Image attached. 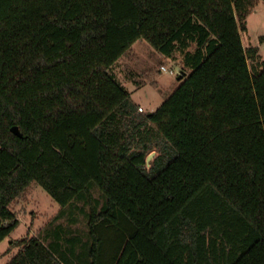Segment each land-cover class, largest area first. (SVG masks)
I'll return each instance as SVG.
<instances>
[{
  "label": "trees",
  "instance_id": "16d2710c",
  "mask_svg": "<svg viewBox=\"0 0 264 264\" xmlns=\"http://www.w3.org/2000/svg\"><path fill=\"white\" fill-rule=\"evenodd\" d=\"M258 1L0 0V242L31 184L89 205L84 241L25 235L6 264H264ZM139 40L181 63L144 113L113 72Z\"/></svg>",
  "mask_w": 264,
  "mask_h": 264
},
{
  "label": "rangeland",
  "instance_id": "374dc122",
  "mask_svg": "<svg viewBox=\"0 0 264 264\" xmlns=\"http://www.w3.org/2000/svg\"><path fill=\"white\" fill-rule=\"evenodd\" d=\"M245 26L246 30L241 32L243 47H259L258 55L264 59L263 0H259L249 12ZM175 55L177 58L166 57L148 42L139 40L113 67L116 77L130 93L131 100L138 107H142L141 112L152 111L182 81L178 78L181 73L180 59L177 54ZM248 64H252L250 58ZM160 66L171 70L172 74L162 71ZM152 152L154 155L151 160L157 155L156 151ZM89 194L92 199L100 203L104 202V198L96 187H90ZM11 207L19 224L9 237L0 242V264H6L17 251V248L10 247V241L20 239L25 235L38 236L46 243L54 241V231L60 232L63 238L73 237L76 240L78 237L82 239L81 241L86 238V213L89 211V205H84L82 202L75 201L71 206L61 208L39 185L31 184L12 203ZM81 243L79 241L75 244V253L72 256L81 254L82 259L85 254ZM72 256V259H76Z\"/></svg>",
  "mask_w": 264,
  "mask_h": 264
},
{
  "label": "water",
  "instance_id": "95a60500",
  "mask_svg": "<svg viewBox=\"0 0 264 264\" xmlns=\"http://www.w3.org/2000/svg\"><path fill=\"white\" fill-rule=\"evenodd\" d=\"M11 131H12L15 135L20 136V133H19V131H18V129H17L16 126L11 127ZM153 155H154V152H152V153H150V154L147 155V157H146V159H145L147 165H149V161L151 160V158H152Z\"/></svg>",
  "mask_w": 264,
  "mask_h": 264
},
{
  "label": "built area",
  "instance_id": "2783aa9c",
  "mask_svg": "<svg viewBox=\"0 0 264 264\" xmlns=\"http://www.w3.org/2000/svg\"><path fill=\"white\" fill-rule=\"evenodd\" d=\"M160 69L162 71H165V72H168L169 74H172V71L171 70H166L164 66H160ZM138 111H142V107H138Z\"/></svg>",
  "mask_w": 264,
  "mask_h": 264
},
{
  "label": "crops",
  "instance_id": "0c3cea01",
  "mask_svg": "<svg viewBox=\"0 0 264 264\" xmlns=\"http://www.w3.org/2000/svg\"><path fill=\"white\" fill-rule=\"evenodd\" d=\"M258 49H259V47H258Z\"/></svg>",
  "mask_w": 264,
  "mask_h": 264
}]
</instances>
